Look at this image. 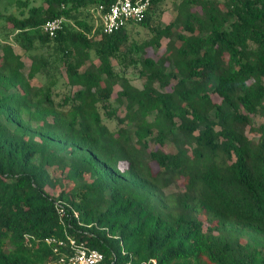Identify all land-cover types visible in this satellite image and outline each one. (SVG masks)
Masks as SVG:
<instances>
[{
	"label": "trees",
	"instance_id": "1",
	"mask_svg": "<svg viewBox=\"0 0 264 264\" xmlns=\"http://www.w3.org/2000/svg\"><path fill=\"white\" fill-rule=\"evenodd\" d=\"M164 1L133 22L152 32L137 42L94 30L91 8L114 0H0V264H50L46 237L67 234L98 264H264V0H173L163 25ZM57 16L55 35L40 27ZM54 165L69 192L48 190Z\"/></svg>",
	"mask_w": 264,
	"mask_h": 264
},
{
	"label": "built area",
	"instance_id": "2",
	"mask_svg": "<svg viewBox=\"0 0 264 264\" xmlns=\"http://www.w3.org/2000/svg\"><path fill=\"white\" fill-rule=\"evenodd\" d=\"M151 0H114L108 7L100 3L91 8L94 30L100 33H112L129 22H139L146 16ZM68 19L57 16L47 19L41 24V28L55 35L63 27ZM57 208L61 216L67 214L62 200L57 202ZM78 214L77 211H75ZM48 243L54 244V252L57 258L50 264H98L104 259V252L97 247H92L85 240H79L72 234L66 238L51 235L46 237Z\"/></svg>",
	"mask_w": 264,
	"mask_h": 264
},
{
	"label": "rangeland",
	"instance_id": "3",
	"mask_svg": "<svg viewBox=\"0 0 264 264\" xmlns=\"http://www.w3.org/2000/svg\"><path fill=\"white\" fill-rule=\"evenodd\" d=\"M39 1V0H36ZM162 12L160 13L161 15V21L163 25H166L167 23H169L170 21H172L177 13V4L173 1V0H165L164 3L162 4ZM3 25V24H2ZM126 27L131 30L132 28V35L130 36L131 40H137V42H142L145 38L152 36V32L150 31V29L148 27L142 26L140 24L137 23H133V22H129L126 24ZM167 38L163 37L161 39V45L160 46H148L147 48V52L150 55H153L155 57H159L165 50L166 47V43H167ZM17 50H21V48L18 46L16 47ZM40 49H34L32 51L26 52L23 55V59L25 61V66L23 68V70L25 72H28L32 59L30 56V53H36V52H40ZM58 52H54L51 55H48V59L50 61V65H52V63H57L58 57H56ZM57 58V59H56ZM57 60V61H56ZM96 62H99V59L95 57L94 59ZM116 69L117 70H122V65L119 62V59L116 57L112 58ZM90 61H87V63H89ZM60 65H62V63H60V61L58 62ZM125 72L127 73V75L132 79L133 83H135L136 85L142 86L143 84V78L140 76L139 74V68L136 66H130V68L126 69ZM45 80V75H41L38 74V77H34L32 78V84L34 87H37L38 85H40L41 82H43ZM65 80H66V74L63 72V77L61 78L60 82H59V88L57 89L59 92L56 95L57 99H61V97L68 91L71 90V88L65 84ZM120 88V85L117 84L115 86V90L113 92V102H114V107H117V112L120 113L121 115L124 114L125 112V108L123 105H120L117 101H115V97L117 95L116 91ZM102 113H103V119L104 121L111 127V128H116L117 126V121L115 119L109 118L106 116V113L104 111V109L102 108ZM256 123L257 122H261L264 121V116L262 115H256ZM247 133L250 137L253 138H258V133L254 132L250 129V125L247 126ZM159 144L156 143H151V147L152 148H156L158 147ZM163 148L168 149V150H174V146H172L171 144L169 145H164ZM127 163L125 161L121 162V167L124 168L126 167ZM154 167L157 168V164L153 163ZM51 175L56 178V183L54 185V187L51 186H47L48 190L54 193H59V191H61L62 189H66V191H70L71 187L73 186V180L67 175V170H61L60 168H58L56 165L54 166H48ZM86 178L88 179H92V176L87 173ZM184 183L185 180L181 179L180 180V184L181 187H184ZM207 223V222H206Z\"/></svg>",
	"mask_w": 264,
	"mask_h": 264
}]
</instances>
